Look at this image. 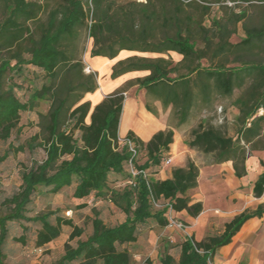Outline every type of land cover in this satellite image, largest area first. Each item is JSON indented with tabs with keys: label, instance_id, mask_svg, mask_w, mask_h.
<instances>
[{
	"label": "trees",
	"instance_id": "obj_1",
	"mask_svg": "<svg viewBox=\"0 0 264 264\" xmlns=\"http://www.w3.org/2000/svg\"><path fill=\"white\" fill-rule=\"evenodd\" d=\"M84 29L93 40V58L113 60L123 51L168 56L128 57L114 65L111 79L147 73L134 83L164 109L171 107L178 126L185 125L194 111L213 112L218 104L231 101L237 110L235 136L202 120L192 131L190 148L212 154L217 163L233 161L236 176L242 178L251 154L246 146L251 144L250 150L264 146V0H57L54 4L0 0V142L20 131L22 113L48 105L38 115L39 132L26 145L10 150L43 149L46 158L23 172L19 192L6 200L9 211L0 216V264H9L6 247L11 223L40 225L35 242L39 249L57 241L63 226L73 229L70 241L83 235L72 219L54 212L30 215L39 189L59 195L73 188L74 199L94 197L113 204L125 217L121 224L108 227L93 207L91 236L79 240L76 247L67 244L64 255L53 264H135L125 247L137 243L147 224L154 222L160 228L169 224L168 208L155 209L151 197L169 201L175 213L186 211L197 218L203 212V205L191 204L188 195L198 186L199 169L193 162L174 169L165 181L151 176L167 159L174 141L172 130L158 132L147 144L133 133L128 135L146 152L145 160L142 154L137 160L138 169L150 174L149 184L142 176L136 177L135 187L128 184L131 176L126 165L131 155L126 149L118 150L117 144L127 89L117 90L94 108L83 102L99 88L97 75L85 72L80 57ZM240 31L244 36L233 42ZM170 53L181 60L175 62ZM28 66L42 71L45 82L22 102L16 81L24 78ZM146 107L157 115L150 105ZM227 109L222 106L223 113ZM112 175L120 177L112 181L119 183L116 187L110 186ZM254 194L257 198L264 194V173L255 183ZM263 215L264 205L236 216L220 235L201 242L187 238L176 246L167 243L160 264H212L247 221ZM14 241L27 243L25 235ZM172 247L178 248V258L170 253Z\"/></svg>",
	"mask_w": 264,
	"mask_h": 264
},
{
	"label": "crops",
	"instance_id": "obj_2",
	"mask_svg": "<svg viewBox=\"0 0 264 264\" xmlns=\"http://www.w3.org/2000/svg\"><path fill=\"white\" fill-rule=\"evenodd\" d=\"M124 53H128V51L121 52L113 60L90 56V64L86 62L95 73L98 72L101 75V78L98 79V90L85 96L84 102H90L92 108L116 92L132 74H126L116 80L111 79L114 65L128 58L122 57ZM169 130L174 132V141L169 152L166 153V157L172 159V164L155 170L156 173L151 176L154 180L165 181L172 177L174 169L185 168L190 161L193 162L199 169L198 186L191 190L188 195L191 198V204L201 203L203 205V212L197 218L191 217L186 211L175 214L186 226V230L183 232L184 236L179 234L178 230L167 227L160 228L155 224L160 229L172 234L169 239L184 241L187 238H193L197 242H201L209 237L222 234L225 225L236 216L246 211H256L264 205V194L260 198L254 194L255 183L264 173L263 144H259L253 150H250L251 144L246 146V149L251 153L246 160L247 173L244 177L238 178L233 161L217 163L212 154H205L190 148L188 144L192 141V137L188 136V130L178 126L170 117L160 118L158 112L157 115H154L147 110L146 104L138 98L132 97L125 100L118 131L120 137L133 133L147 144L158 132ZM119 180V176L112 175L110 186L116 187L119 183L112 184V181ZM75 201L78 203L77 206L89 205V201H92L93 207L98 210L100 207L114 206L108 202L95 200L94 197L86 200L75 199ZM124 219L125 217L123 221ZM149 225L147 224L140 230L136 244H139L141 240H147L148 236L144 232H147ZM213 263L264 264V215L247 221L233 238L232 243L217 252Z\"/></svg>",
	"mask_w": 264,
	"mask_h": 264
},
{
	"label": "rangeland",
	"instance_id": "obj_3",
	"mask_svg": "<svg viewBox=\"0 0 264 264\" xmlns=\"http://www.w3.org/2000/svg\"><path fill=\"white\" fill-rule=\"evenodd\" d=\"M42 4L49 2L54 4L57 0H39ZM119 2H125L129 0H118ZM138 2H144L145 0H137ZM44 17V16H43ZM243 32L240 31L237 37L233 38V42L239 41L242 38ZM93 40L89 38V32L84 29L81 32V39L79 44L80 57L85 65L90 64L89 57L91 56V50L93 48ZM141 56L148 58H158L168 56H161L157 54H136L132 52L124 53L122 57L127 58L131 56ZM169 56L178 62L181 57L177 54L170 53ZM87 62V64H86ZM97 81L101 78L98 72H96ZM147 73H132L128 80L118 89L125 88V98H138L146 105H150L153 110L158 112L160 118L170 117L173 122L178 124V118L174 111L170 107L164 109L162 104L156 101L153 97L149 96L146 90L140 89L138 85L134 83L137 78L146 76ZM17 84L19 88L16 90L18 97L22 102H27L32 91L40 89L45 82L44 73L36 68L28 66L24 71V78H17ZM238 93L236 94V96ZM235 96V97H236ZM86 98L83 100V102ZM231 101H225L217 105L216 111L213 112H199L194 111L187 123L183 125V129L188 130V136L192 137V131L198 127L202 120H207L210 124L217 127H224L228 132L229 136H235L234 118L237 115V110L230 106ZM222 106H228L227 112H222ZM48 105L42 103L40 107L34 112L22 113L19 130H16L7 142H0V159L3 158L12 148L16 150L20 146L26 145V143L39 132L37 126L39 120V113L46 112ZM88 122L90 120L88 119ZM46 158V153L43 149H38L33 153L29 151L17 153L10 151L9 157L0 163V216L9 211V206L6 204V200L12 198L17 194L22 185V174L23 172L31 167L34 162H42ZM147 158L146 152L142 153L141 160ZM163 167V166H162ZM170 168V167H169ZM167 168V169H169ZM114 184V183H112ZM90 204L86 205L87 208L78 209L77 202L73 198V188L65 189L59 195H51L46 192L45 189H39L36 193L31 206V216L42 215L54 212L61 218L67 220L72 219L75 225L83 230V235L80 238H76L70 241V235L73 229L67 226H63L62 233L57 241L50 243L49 245L39 249L36 247L37 233L41 226L38 224L31 223H11L10 229V241L6 247L7 262L9 264H53L59 260L65 253L66 245L69 244L72 247H76L79 240L85 241L93 233L92 220H93V202L89 201ZM110 205V204H109ZM80 206V205H79ZM101 216L108 227L119 225L124 218L121 211L116 209L114 206L100 207ZM71 211V215L68 212ZM56 216L51 218L52 223L55 224ZM176 220L182 222L175 216ZM183 223V222H182ZM184 224V223H183ZM185 225V224H184ZM28 228L27 232L23 231V228ZM176 230V229H174ZM147 240H141L139 244L131 245L127 248L135 264H160V256L164 251V247L167 243L172 246H176L183 240H171L169 239L172 234L160 229L151 222L148 226ZM179 234L184 236V233L180 230L177 231ZM23 235L27 240L26 245L15 242ZM180 236V235H178ZM177 237V236H176ZM151 240H148V239ZM169 239V240H168ZM170 253L175 257H179V250L176 247H172ZM214 264V263H213Z\"/></svg>",
	"mask_w": 264,
	"mask_h": 264
},
{
	"label": "built area",
	"instance_id": "obj_4",
	"mask_svg": "<svg viewBox=\"0 0 264 264\" xmlns=\"http://www.w3.org/2000/svg\"><path fill=\"white\" fill-rule=\"evenodd\" d=\"M85 72L87 74H96L89 65L86 66ZM117 144H118V150L126 149L131 155V159L127 162L126 165V171L131 176L128 184L135 187L137 185L136 183L137 176H142L146 180L147 184H149V178H150L149 172L147 170H140L137 167V160L140 158L142 154V147L137 142L136 138L128 135L125 137H120L118 135ZM171 164H172L171 158H167L163 162V166H170ZM151 203L153 204V207L157 210L162 209L164 207L168 208L169 224L167 228H172L185 232L186 226L182 222L176 220L175 218L176 213L173 210V207L169 203V201H165V200L157 201L155 200V198L151 197ZM68 215H71V211L68 212Z\"/></svg>",
	"mask_w": 264,
	"mask_h": 264
}]
</instances>
